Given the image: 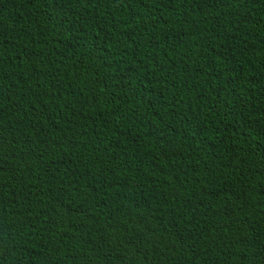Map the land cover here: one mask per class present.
<instances>
[{"label": "trees", "instance_id": "obj_1", "mask_svg": "<svg viewBox=\"0 0 264 264\" xmlns=\"http://www.w3.org/2000/svg\"><path fill=\"white\" fill-rule=\"evenodd\" d=\"M0 264H264V0H0Z\"/></svg>", "mask_w": 264, "mask_h": 264}]
</instances>
